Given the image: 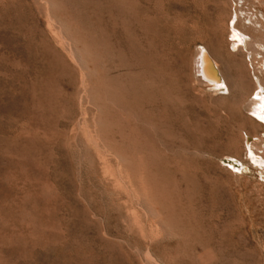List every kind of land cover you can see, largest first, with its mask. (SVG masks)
Returning <instances> with one entry per match:
<instances>
[{"label":"rangeland","instance_id":"obj_1","mask_svg":"<svg viewBox=\"0 0 264 264\" xmlns=\"http://www.w3.org/2000/svg\"><path fill=\"white\" fill-rule=\"evenodd\" d=\"M236 15L264 45V0H0V264H264Z\"/></svg>","mask_w":264,"mask_h":264},{"label":"bare ground","instance_id":"obj_2","mask_svg":"<svg viewBox=\"0 0 264 264\" xmlns=\"http://www.w3.org/2000/svg\"><path fill=\"white\" fill-rule=\"evenodd\" d=\"M235 17H236V21L231 26V28L233 30L232 35H233L234 39H232L230 41V43L237 42V50L243 51V48H245L246 50L250 49L251 50V51L249 50L250 57L248 60H249V62L251 60V64H254V62H253L254 59L252 58L254 55L252 56V52L257 51L256 53L260 54L261 51L262 52L264 51V45L262 43L259 44V42H257L252 35L248 34L247 32H245L241 29H239L237 27V22H238L237 15ZM255 45H257V46H255ZM200 46H201V48L197 49V53H196L197 56H196V59L194 62L195 64L193 67L194 72L196 74L195 76L207 88L209 87L210 89H212L217 94H225L224 90L225 89L228 90V84H227L226 77L222 71L219 58L216 55H214L213 54L214 52L212 53L205 45L200 44ZM262 52H261V54H262ZM221 53H223V52H221ZM244 56H246V53H244ZM262 56H264V54ZM251 66L252 67L249 70L250 78L252 79L251 73L253 75H255L257 78L256 82L253 81L251 83V85L254 83V86H253L254 90L251 94V95H254V97L251 98L252 104L254 105V107L252 106L253 107L252 111L255 115H257V117L259 119L264 121V119H262V117H264V70L262 71V69L260 68V70L262 71V74L259 75L258 72H256L257 70L256 71L254 70L253 65H251ZM214 68H216L217 70H215ZM248 119L252 123L257 125V127H259L261 130L264 131V124L263 123L252 118L251 116H248ZM248 136L251 137L252 135L248 134ZM257 138H260V137H257ZM251 148H252V142L250 143V149ZM253 154H254V158H253L254 161H256L260 164H264V155L256 154L255 152H253ZM227 157H231V158L236 159L230 163L232 168L237 169V167L239 165H242V161L238 157L233 156V154L227 155ZM223 168L229 172H232L231 168L229 169L228 167H225V166Z\"/></svg>","mask_w":264,"mask_h":264},{"label":"snow or ice","instance_id":"obj_3","mask_svg":"<svg viewBox=\"0 0 264 264\" xmlns=\"http://www.w3.org/2000/svg\"><path fill=\"white\" fill-rule=\"evenodd\" d=\"M262 119H264V117H262Z\"/></svg>","mask_w":264,"mask_h":264},{"label":"water","instance_id":"obj_4","mask_svg":"<svg viewBox=\"0 0 264 264\" xmlns=\"http://www.w3.org/2000/svg\"><path fill=\"white\" fill-rule=\"evenodd\" d=\"M215 70H217L216 68H214Z\"/></svg>","mask_w":264,"mask_h":264}]
</instances>
